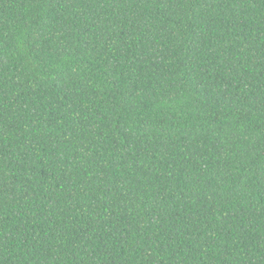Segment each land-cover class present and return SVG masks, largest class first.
<instances>
[{
    "label": "trees",
    "instance_id": "1",
    "mask_svg": "<svg viewBox=\"0 0 264 264\" xmlns=\"http://www.w3.org/2000/svg\"><path fill=\"white\" fill-rule=\"evenodd\" d=\"M0 264H264V0H0Z\"/></svg>",
    "mask_w": 264,
    "mask_h": 264
}]
</instances>
